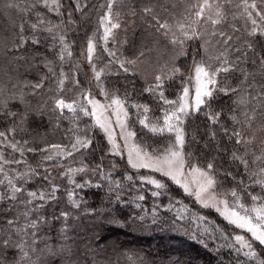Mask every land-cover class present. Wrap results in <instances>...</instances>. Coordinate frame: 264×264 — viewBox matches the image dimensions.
<instances>
[{
    "label": "trees",
    "instance_id": "1",
    "mask_svg": "<svg viewBox=\"0 0 264 264\" xmlns=\"http://www.w3.org/2000/svg\"><path fill=\"white\" fill-rule=\"evenodd\" d=\"M200 1L59 0L52 10L43 0H0V150L8 159L0 171V264H264V246L253 242L257 255L245 256L239 230L218 212L111 152L88 106V95L118 98L137 141L160 154L179 145L164 118L177 111L195 66H230L198 111L170 123L183 134L188 167L209 172L230 205L236 191L245 208L259 207L250 197H264V28L251 35L240 14L246 2L263 9L264 0H213L223 14L214 30L196 17ZM109 7L120 26L105 41ZM78 139L91 143L73 150ZM13 187L22 189L14 198Z\"/></svg>",
    "mask_w": 264,
    "mask_h": 264
},
{
    "label": "snow or ice",
    "instance_id": "2",
    "mask_svg": "<svg viewBox=\"0 0 264 264\" xmlns=\"http://www.w3.org/2000/svg\"><path fill=\"white\" fill-rule=\"evenodd\" d=\"M44 4L46 7L51 6L54 7L55 9H59L60 7V3L59 0H51V5H49V0H43ZM211 5L208 4V0H205L204 4L200 6V10L196 13V16L202 17L203 13H204V9L205 8H210ZM249 7V5H247V3H245V9L247 10V8ZM250 7L255 8L256 5L253 3L252 5H250ZM145 11H149L148 9H146ZM260 13L258 12L257 15H259ZM248 18L251 21L253 28L251 31V35H255L257 32V28H256V21L254 19H252V15L251 13H248ZM102 22L104 23L105 27H104V40L107 41V39L109 38V36L112 33L113 29H116L119 27L118 23H115L112 21V17H111V7H109L108 10V14L105 15L102 18ZM213 23H219V21H213ZM110 25V26H109ZM33 28L36 27V25H32ZM161 28L166 29L168 28L167 24H161L160 25ZM180 30L183 32V26H180ZM184 37L186 39H191L192 37L188 36L187 32H183ZM262 34H264V31H262ZM165 35H167V31H165ZM221 36H224L223 33H220ZM231 37H226L224 40V43L227 44L228 40H230ZM38 42V41H37ZM172 43H183L182 40H177V39H173ZM94 48L95 45L94 43L90 40L89 44H88V59L89 61H91V57L92 54L94 52ZM110 55H114V53H109ZM128 63H134V61H128ZM227 61H224V64L227 65ZM121 67H123V64H121ZM229 70H231L230 66H221L220 68H217L214 72L209 73V71L203 66V65H196L194 68V77L193 79L196 81L195 84V96H194V103H189L188 101V97H189V89L187 87L184 88L183 91V96H182V100L183 103H179L177 106V111L173 112L171 114H166L165 118H164V122L166 125V130L168 132H177V142L179 145H183V134L180 132V130L176 127H174L170 121H172L173 119H175L176 121H179L180 119V115L179 114H184L187 115L189 110H195L198 111L200 109L201 105H204L206 103V100L210 99L212 97V92L213 89L210 88V85H215L216 80L215 77L216 75L223 71V72H228ZM124 71H128L127 68H124ZM100 77V73L97 72L96 73V78L99 79ZM157 81H160V77L156 78ZM61 83H63L61 81ZM35 87H40V85H36ZM157 87H159V84H157ZM149 91H151V89H149ZM220 91H225L223 89H220ZM225 94H227V92L225 91ZM162 96V94H161ZM90 103L93 104V109L95 110L97 107L99 108H104L103 105H99L98 101H90ZM166 103H172L175 104L177 102H173V101H166ZM112 105H116V117H117V123H120L121 126V130L123 131L124 125L123 122L121 120V109H122V101H120L118 98H114L112 100ZM112 105H109L108 107H112ZM57 106L60 107L61 109L63 108H68L72 111H75V108L73 107L72 104H65V102L63 100H59L57 101ZM85 113L88 114V110L84 109ZM145 111H147V108H145ZM92 114H95V111H93ZM14 115V114H13ZM127 113L126 111L123 112V117L126 118ZM219 114L217 113L216 116L214 117H210L213 122H215L218 119ZM97 123L100 125L101 128H103L105 131H109V128L106 127L105 123H101L100 117H97ZM141 123H144V121H141ZM12 130H10L11 132ZM152 132H164L165 129L164 128H157L155 126H153L151 128ZM226 131V130H225ZM5 133L0 132V137H5ZM129 135H134V133H129ZM214 135V133H213ZM232 136L236 137V142L237 143H241L242 142V138L240 137V133L239 132H234L232 133ZM111 139V135L109 137ZM91 143V141L88 140H77L76 144L72 145L73 150H77V146L79 145L80 147H87L89 144ZM12 149L20 151L21 153L23 152L22 148H18L17 144L13 143L9 145ZM52 149H56L57 151V155H62L64 154L63 150H60V146L57 145H53L51 146ZM113 149L114 150H118V145L115 144V142H113ZM29 151H31V149H29ZM68 155H71V152L67 153ZM118 154V151H117ZM147 154H145L146 156ZM138 156V160L139 162L133 163L132 166L133 167H150L152 165H150L149 163L144 162L143 158L139 157V154H137ZM0 157H2V154H0ZM236 159H240L239 157H235ZM45 159L47 160H51L53 159L52 156H46ZM129 161L132 162V155L131 153H129ZM243 163H247L246 161H242ZM5 163H7V161H5ZM156 164L161 165L160 167H157V171H163V174L165 176L170 177L171 179H173L175 181V183L180 184V180L177 178L178 176L182 175V169H183V157L180 154V152L177 151H170L169 154L165 157L164 161L161 163V161H156ZM164 168H167L166 171H164ZM207 168L209 170L212 169V164H208ZM83 169H80V171H82ZM0 171H2V169H0ZM70 171H76V170H71ZM196 171H200V170H196ZM200 175L203 177L202 182H198L197 184V190L193 193V192H189V195H194L196 197V200L203 206V207H215L217 208L218 211H220V205H223V211L221 212V215H223L225 217V219L228 220V222L230 224H233L234 226H236L239 229H244L246 230L247 233H249L251 235L252 241L246 240L244 236L241 235H237L235 237L236 242L240 245V248H247L249 249V251L245 252L244 255L245 256H256L257 253L255 251L252 250L253 248V242H258L260 245L264 246V197H255L252 196L250 197L251 200L253 201L254 205L256 201H260V206L256 207H250V208H245V206L242 203H238L240 197L238 195V193L236 191H231L228 195H230L231 197H233V201L232 204H229L228 200H223V201H217L216 197L214 194H210L209 190L214 188L215 185V181L213 179H211L210 177H208L207 172H203L200 171ZM129 179H131L129 177ZM148 183L151 184H155L157 188H163L164 185L160 184L159 182H157L156 180H149ZM258 183H260L262 186H264V180L258 181ZM76 187H83V185H76ZM185 191H188V185L185 184L184 185ZM22 191V189L20 188H16L13 187L12 188V192H13V198L15 197V193ZM56 191L55 188H53V193ZM154 195L157 193H153ZM208 194V198H205V195ZM29 195L33 198L37 197V193L36 192H32L29 193ZM39 198L40 199H44V194L41 193L39 194ZM54 198V196H53ZM140 199H143V197H140ZM76 206L78 207L79 204H76ZM240 209L244 212V214H241V211L237 210ZM63 215H67L66 213ZM32 228L36 227V222H33L31 224ZM5 246H8V242L4 241ZM13 247H20V246H16L13 245ZM22 250V248H21ZM24 255H27V253H24Z\"/></svg>",
    "mask_w": 264,
    "mask_h": 264
},
{
    "label": "rangeland",
    "instance_id": "3",
    "mask_svg": "<svg viewBox=\"0 0 264 264\" xmlns=\"http://www.w3.org/2000/svg\"><path fill=\"white\" fill-rule=\"evenodd\" d=\"M204 2H205V0H201L200 1L199 5L197 7L198 11L200 10V6L203 5ZM208 4H210L211 7L204 9L203 16L199 17V21L203 22L204 24H206L205 26H207L209 28L211 27V29L214 30V29H217L216 27L218 26V24L220 22H222L223 14L221 12L222 10L220 9V7L213 0H208ZM49 5H51V0H49ZM247 5H249V4L247 3ZM243 6L245 7L244 4H243ZM48 7L50 9H52V10H56L54 7H51V6H48ZM258 12L260 13L259 15H257ZM248 13H251L252 19H254L256 21V28H258L259 26H263L262 28H264V8L260 9L257 5H256L255 8H252L249 5L247 10L245 8H241L240 17H243V18L246 17V19L249 20ZM111 17H112V15H111ZM217 20L219 21V23H213V21H217ZM112 21L119 24L118 19L115 18V17H112ZM249 22H251V21L249 20ZM251 25H252V23H251ZM119 26H120V24H119ZM104 27H105V25H104ZM116 36H117V34L115 33V29H113L112 33H111V35L109 36L108 39H113ZM203 66L209 71V73H212V72H214L216 70V69L208 68L205 65H203ZM147 70L150 71L149 74L154 72L150 68L147 69ZM221 72H219L216 75V77H215V80H216L215 85H210L209 86L210 88L213 89L212 94H214V92L216 91V89L218 87L219 75H220ZM193 77H194V70H193V74L191 76L190 81L185 85V87H187L189 89L188 101H189L190 104L194 103V96H195V84H196V81L193 79ZM183 91H184V89H183ZM182 96H183V92H182L181 98H182ZM113 99L97 98V97L90 96V95L87 96L88 106L90 108L91 114L93 113V111H95V114H92L95 122L97 123V117L99 116L100 120H101V123H105L106 127L109 128V131H105L97 123V125L100 127V129L102 130V132L104 133V135H105V137L107 139L110 151L115 153V154H117V151H118V154L123 155L126 158L128 164L131 167H133L132 166L133 163L139 162L138 156H137V154H139V157L143 158L144 162L149 163L150 165H152L150 167H147L146 169L153 170V171H156V172L162 173V174H163V171H157L156 170L157 167H160L161 165L156 164L155 162L159 160L162 163L164 161L165 157L169 154L170 151L180 152V154L183 157L184 163H183V169H182V173L183 174L177 177L180 180V184H178V185L185 191L184 185L187 184L188 185V191H185V192L186 193H189V192H193L194 193L197 190L198 182H202V180H203V177L200 175V171H203V172H207V171L202 170L201 168L196 167V166L191 167V168L188 167L186 165V161H185L184 155H183V153L181 151V145H178L177 148L173 147L172 149H170L168 151H165L163 153H160V154H153V153L149 152L147 149H145L137 141V139L135 137V134L134 135H129V133H134V132L129 127L128 120H127L128 115L126 116V118L123 117V112L126 111V113H127L126 107L124 106L123 102H122V109H121V120L123 122L124 128H123V131L121 130L120 123L116 122L117 121V117H116V111L115 110H116L117 106L116 105H112V100ZM90 101H98L99 105H103L104 108L97 107L94 110L93 109V104L90 103ZM180 103H183L182 99H181ZM109 105H112V107H108ZM193 112H195V110H189L188 114L193 113ZM181 115L182 116H186L184 114H181ZM110 135H111V139L109 138ZM113 142H115V144L118 145V150H114L113 149ZM129 153H131V155H132V162L129 161ZM0 154H2V157H0V169H3V166H4L3 163H5V161H8V159H7L6 154L4 152H2L1 150H0ZM145 154H147V155L145 156ZM134 168H145V167H134ZM166 170H167V168H164V171H166ZM196 170H200V171H196ZM207 174H208V177H210L211 179L214 180L213 176L209 172H207ZM209 192H210V194H214L215 195L217 201L227 200L224 196H222V195H220V193H218V191L216 189V182H215L214 188L210 189ZM191 196H193L196 199V197L194 195H191ZM205 198L206 199L208 198V194L205 195ZM205 208H210V209L218 212L219 215H221V212L223 211V205H220V211H218L217 208H215V207H205ZM237 210L240 211L239 209H237ZM241 214L243 215L244 213L241 211ZM221 216L225 219V217L223 215H221ZM237 229L239 230V232L235 235V237L237 235H241V236H244L246 240L252 241L251 235L249 233H247L246 230L239 229V228H237Z\"/></svg>",
    "mask_w": 264,
    "mask_h": 264
}]
</instances>
